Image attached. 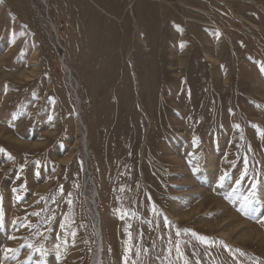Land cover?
I'll return each mask as SVG.
<instances>
[{
	"label": "rangeland",
	"instance_id": "1",
	"mask_svg": "<svg viewBox=\"0 0 264 264\" xmlns=\"http://www.w3.org/2000/svg\"><path fill=\"white\" fill-rule=\"evenodd\" d=\"M0 264H264V0H0Z\"/></svg>",
	"mask_w": 264,
	"mask_h": 264
},
{
	"label": "bare ground",
	"instance_id": "2",
	"mask_svg": "<svg viewBox=\"0 0 264 264\" xmlns=\"http://www.w3.org/2000/svg\"><path fill=\"white\" fill-rule=\"evenodd\" d=\"M53 25V24H52ZM53 29H54V32H55V35H56V30H55V27L53 26ZM66 66V65H65ZM66 69L68 70L67 71V73H69L70 75V77L72 76L71 74V70L68 68V66H66ZM71 86H72V84H71ZM73 87V90H74V92H75V94H74V98H75V101H76V113H77V116H78V123H81L82 124V121L80 120V117H79V104H80V99H79V96H78V94H77V88L76 87H74V86H72ZM73 92V93H74ZM82 126H83V124H82ZM83 128H84V126H83ZM83 135H84V137L83 138H81V145L83 144V146L85 147L86 145H85V143H86V129L84 128V132H83ZM86 148V147H85ZM96 212L98 213V216H99V219H100V215H99V212H98V210H97V208H96ZM98 228V227H97ZM100 228V227H99ZM99 230V229H98ZM99 234V233H98ZM100 235H101V230H100ZM101 241H102V237H101ZM99 246H100V242H99ZM99 248V247H98Z\"/></svg>",
	"mask_w": 264,
	"mask_h": 264
},
{
	"label": "water",
	"instance_id": "3",
	"mask_svg": "<svg viewBox=\"0 0 264 264\" xmlns=\"http://www.w3.org/2000/svg\"><path fill=\"white\" fill-rule=\"evenodd\" d=\"M69 86H70V88L72 89V93L74 92V90H73V87L71 86V84L69 83ZM74 94H75V92H74ZM91 202H93V201H90V203ZM91 206H94L92 203H91ZM93 210V212H94V209H92ZM97 230V231H96ZM95 231H96V233H99V230H98V228L96 229V227H95ZM97 236H99V235H97ZM100 240V239H99Z\"/></svg>",
	"mask_w": 264,
	"mask_h": 264
},
{
	"label": "snow or ice",
	"instance_id": "4",
	"mask_svg": "<svg viewBox=\"0 0 264 264\" xmlns=\"http://www.w3.org/2000/svg\"><path fill=\"white\" fill-rule=\"evenodd\" d=\"M5 251H12L11 249H5Z\"/></svg>",
	"mask_w": 264,
	"mask_h": 264
}]
</instances>
